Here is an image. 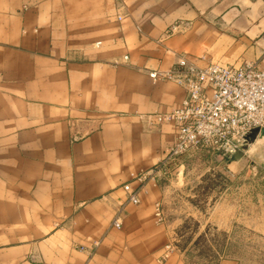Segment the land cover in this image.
I'll use <instances>...</instances> for the list:
<instances>
[{"label":"crops","instance_id":"1","mask_svg":"<svg viewBox=\"0 0 264 264\" xmlns=\"http://www.w3.org/2000/svg\"><path fill=\"white\" fill-rule=\"evenodd\" d=\"M180 56L264 67V0H0V264H186L167 183L123 189L174 141L184 90L150 73Z\"/></svg>","mask_w":264,"mask_h":264},{"label":"rangeland","instance_id":"2","mask_svg":"<svg viewBox=\"0 0 264 264\" xmlns=\"http://www.w3.org/2000/svg\"><path fill=\"white\" fill-rule=\"evenodd\" d=\"M175 108L161 119L172 125L174 141L153 167L177 141L175 124L164 120ZM165 163L159 177L168 190L160 201L172 231L167 253L186 264H264V137L245 138L231 155L190 148Z\"/></svg>","mask_w":264,"mask_h":264},{"label":"built area","instance_id":"3","mask_svg":"<svg viewBox=\"0 0 264 264\" xmlns=\"http://www.w3.org/2000/svg\"><path fill=\"white\" fill-rule=\"evenodd\" d=\"M123 18L118 16L119 20ZM176 29L173 25L168 33ZM150 77L176 83L183 88L184 97L164 116L177 128V141L167 159L123 185L127 202L134 205L140 204L147 179L166 173L165 161L190 148L231 155L241 150L248 132L264 128V67L255 61L243 60L238 65L209 62L200 66L180 56L170 70L151 72ZM121 212L122 208L112 222L114 227L122 225ZM155 217L157 222L165 220L160 201L155 203Z\"/></svg>","mask_w":264,"mask_h":264},{"label":"water","instance_id":"4","mask_svg":"<svg viewBox=\"0 0 264 264\" xmlns=\"http://www.w3.org/2000/svg\"><path fill=\"white\" fill-rule=\"evenodd\" d=\"M264 137V128L263 129H259V128H256L254 129L252 132H250L245 138L248 140V141H253L255 140L256 137Z\"/></svg>","mask_w":264,"mask_h":264}]
</instances>
